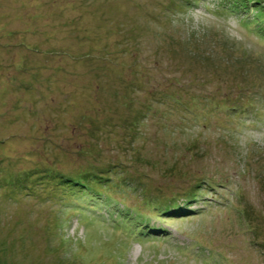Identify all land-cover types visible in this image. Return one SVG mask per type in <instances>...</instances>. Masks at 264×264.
Here are the masks:
<instances>
[{"label":"rangeland","instance_id":"1","mask_svg":"<svg viewBox=\"0 0 264 264\" xmlns=\"http://www.w3.org/2000/svg\"><path fill=\"white\" fill-rule=\"evenodd\" d=\"M0 264H264V0H0Z\"/></svg>","mask_w":264,"mask_h":264},{"label":"trees","instance_id":"2","mask_svg":"<svg viewBox=\"0 0 264 264\" xmlns=\"http://www.w3.org/2000/svg\"><path fill=\"white\" fill-rule=\"evenodd\" d=\"M77 179H80V178H76L75 180H77ZM80 182H82V180H79ZM69 180H68V182L65 184V186L64 187H69V188H71V185H69ZM68 184V185H67ZM83 185H87L84 181H83V183H82ZM80 185V184H79ZM26 188H23L22 190H23V194L26 196V193H27V186H25ZM29 188V187H28ZM22 190L20 191V190H18V191H15L16 193H14L13 195H18V194H21V192H22ZM74 190H76V188H74ZM12 193V192H11ZM185 197V198H181V200H185V199H187L189 196H187V192L186 193H182V194H180V195H177L176 197ZM186 201H188V203H190V200H186ZM166 205H168V204H166ZM184 205V204H183ZM183 205H177V204H171V205H168V206H170V207H168L167 209H166V214H172L173 213V215L174 214H177V215H181V213L183 212V211H189L187 214H190V215H195V211L194 210H192V211H190V210H188V207H186V206H184L183 207ZM187 205V204H186ZM165 208V207H164ZM120 212H122V213H125V211H120ZM127 214V213H126ZM187 214H184V215H187ZM128 219V218H127ZM147 223V222H146ZM139 225V228H141V231H140V237L141 238H143V240H152V238L153 237H150L149 236V233L151 232V228L149 229L148 227H150L151 225H149L148 223H147V225L148 226H145V227H143L141 224H138ZM149 231V232H148ZM159 232H156V234H158Z\"/></svg>","mask_w":264,"mask_h":264}]
</instances>
